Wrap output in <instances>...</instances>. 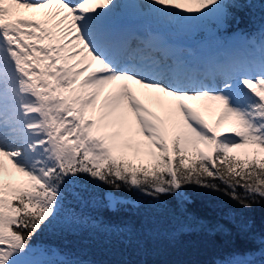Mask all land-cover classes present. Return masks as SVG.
<instances>
[{
	"label": "snow or ice",
	"instance_id": "snow-or-ice-1",
	"mask_svg": "<svg viewBox=\"0 0 264 264\" xmlns=\"http://www.w3.org/2000/svg\"><path fill=\"white\" fill-rule=\"evenodd\" d=\"M242 6L0 0V264H81L37 260L51 250L33 238L91 222L82 205L120 212L121 191L186 201L197 187L243 209L264 202V22L225 35ZM121 9L199 29L219 52L189 61L161 32L137 39L115 24ZM201 110L218 112L215 123ZM101 186L99 196L88 192ZM259 242L262 259L246 253L217 264H264Z\"/></svg>",
	"mask_w": 264,
	"mask_h": 264
},
{
	"label": "trees",
	"instance_id": "trees-1",
	"mask_svg": "<svg viewBox=\"0 0 264 264\" xmlns=\"http://www.w3.org/2000/svg\"><path fill=\"white\" fill-rule=\"evenodd\" d=\"M242 3L233 10L236 19L225 35L245 29L252 33L264 22V0ZM107 190L88 188L96 196ZM117 195L127 202L120 212L82 205L91 222L46 229L33 238V245L38 250L50 249L48 256L81 264H217L246 253L262 259L264 202L243 209L221 193L197 187L186 189V201L171 196L156 200L127 191ZM242 224L251 227L244 229ZM216 225H223V230H216Z\"/></svg>",
	"mask_w": 264,
	"mask_h": 264
},
{
	"label": "rangeland",
	"instance_id": "rangeland-1",
	"mask_svg": "<svg viewBox=\"0 0 264 264\" xmlns=\"http://www.w3.org/2000/svg\"><path fill=\"white\" fill-rule=\"evenodd\" d=\"M31 14V13H30ZM28 14V16L30 15ZM151 21V27H153L154 29L157 27L159 30V32H163L164 34L170 36L172 39L174 40H178V41H182L184 43V54L187 55V60L188 58L191 59V57L194 55V51H198L199 52V57L200 60H204L206 59L205 57V51H206V46L208 45L207 39L204 38V35L202 32H200L199 29L196 30H190V29H186L183 31L180 30H176L174 28H168L159 24H156L155 22ZM147 23L145 22L144 25H146ZM146 26L141 27V29L139 30V34L142 35L144 33ZM191 61V60H190ZM201 114L204 116V118L210 123V124H214L215 120L218 116V112H216L215 110H210V111H204L201 110ZM221 131L226 133V128L225 126L221 127ZM35 248H37L36 246H34ZM37 260H41V261H51V260H57L54 256L53 257H37Z\"/></svg>",
	"mask_w": 264,
	"mask_h": 264
},
{
	"label": "bare ground",
	"instance_id": "bare-ground-1",
	"mask_svg": "<svg viewBox=\"0 0 264 264\" xmlns=\"http://www.w3.org/2000/svg\"><path fill=\"white\" fill-rule=\"evenodd\" d=\"M122 2H125V0H122ZM126 2H128V3H136V2H142V0H126ZM31 11L32 10H28V9H20L19 10V14L22 15V16L27 17L28 14L31 13ZM134 12H136L134 9H121L120 12L118 13L117 17L115 18V20H121L125 16V14H133ZM149 20H151V19L148 18L147 19V23L149 22ZM114 22L117 23L118 21H114ZM141 25L142 24H138L133 29L128 28V30L129 31H134L138 26H141ZM148 25H150V24H148ZM151 33H153V32L145 33L144 38H147L149 35H151ZM172 46H173V53L172 54H174L176 56H180V54H182L181 51L183 50L182 44L172 43ZM193 61H199L198 57H194Z\"/></svg>",
	"mask_w": 264,
	"mask_h": 264
}]
</instances>
